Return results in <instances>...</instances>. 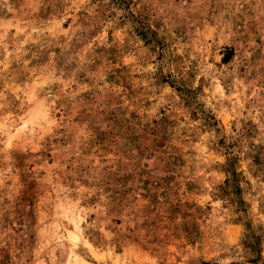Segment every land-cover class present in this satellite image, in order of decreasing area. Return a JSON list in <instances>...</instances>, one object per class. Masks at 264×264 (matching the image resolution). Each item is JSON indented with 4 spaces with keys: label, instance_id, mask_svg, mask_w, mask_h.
Masks as SVG:
<instances>
[{
    "label": "rangeland",
    "instance_id": "374dc122",
    "mask_svg": "<svg viewBox=\"0 0 264 264\" xmlns=\"http://www.w3.org/2000/svg\"><path fill=\"white\" fill-rule=\"evenodd\" d=\"M0 264H264V0H0Z\"/></svg>",
    "mask_w": 264,
    "mask_h": 264
}]
</instances>
